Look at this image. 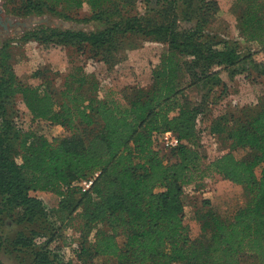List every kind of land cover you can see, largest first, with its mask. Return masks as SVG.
Here are the masks:
<instances>
[{"label":"trees","instance_id":"obj_1","mask_svg":"<svg viewBox=\"0 0 264 264\" xmlns=\"http://www.w3.org/2000/svg\"><path fill=\"white\" fill-rule=\"evenodd\" d=\"M120 1L16 0L13 11L69 19L87 4L101 21L120 14ZM140 1L145 13L124 24L91 33L42 29L27 40L35 38L46 49L77 47L110 70L121 62L120 46L129 36L152 38L167 49L146 88L100 97L96 80L82 67L64 77L58 94L32 87L15 72L18 49L10 42L0 47V254L13 255L16 264H95L103 257L117 264H242L241 255L264 264V99L241 118L225 114L210 127L248 150L247 158L228 153L208 161L198 129L212 96L227 91L223 71L249 64L264 77V0H235L242 6L241 34L259 47L246 55L236 43L207 32L220 11L216 1ZM188 90L201 93L199 102L186 99ZM18 96L33 122L61 126L69 135L50 141L19 129L11 117ZM167 132L180 141L170 150L176 160L170 164L156 149V135ZM214 175L244 187L248 202L231 219L202 215L201 233L209 236L196 242L185 222V188ZM89 180L86 189L82 183ZM37 192L57 195V207L46 208ZM7 219L16 226L13 236L3 233ZM69 228L79 237L67 243ZM60 241L79 243L74 259L55 253Z\"/></svg>","mask_w":264,"mask_h":264},{"label":"rangeland","instance_id":"obj_2","mask_svg":"<svg viewBox=\"0 0 264 264\" xmlns=\"http://www.w3.org/2000/svg\"><path fill=\"white\" fill-rule=\"evenodd\" d=\"M214 1L218 3L220 11L208 26L207 32L217 35L220 39L236 43L242 55H246L250 50L259 49L256 43L247 42L239 30L238 22L242 6L235 0ZM15 4H17L16 0H0L3 19H11L14 25L20 23L19 26L9 27L6 33L0 26V47L5 42H10L13 47L18 49L14 50L17 54V61L14 64L15 72L20 81L32 87L41 86L44 89L48 87L58 94L63 87L64 77L77 67H82L86 74L96 80L100 97L105 96L110 90L121 91L127 87L146 88L151 84L152 72L160 64L161 55L167 49L166 44L156 42L152 38H145L141 35L129 36L120 46L121 62L108 70V67L102 62L89 58L90 52L88 53V51L81 55L78 53L77 47L74 46L46 49L35 38L27 40V34L35 31L40 32L42 29L91 33L104 30L114 22L124 24L127 19L145 13L147 8L140 0L120 1V14L113 15L109 19L104 18L101 21L94 20L93 12L87 4L80 10L71 11L69 19L64 18L60 13L18 16L13 11ZM61 10L62 8H59V12ZM29 18H33L34 21L29 22ZM25 23L29 27H24ZM186 26H190V24ZM234 74L239 75L235 77ZM221 77L227 85V91L222 95L218 91L212 96L211 105L205 110L206 116L198 124L203 151L208 161H213L228 153H233L239 159L247 158L248 150L233 146L229 140L225 139V135L221 137L213 134L210 127L215 119L225 114H234L237 118H241L245 110L257 109L260 100L264 99V77L256 74L249 64L223 71ZM200 95L201 93L197 91L188 90L185 97L189 99L190 103H194L197 100L199 102ZM12 111L11 117L19 129L32 130L50 141L69 135L61 126L48 122H33L22 97H17V103ZM156 149L160 151L166 163L170 164L176 161L170 153L172 148L167 146L163 140L156 139ZM257 172L259 174L260 169ZM34 195L40 198L48 209L57 207L59 203V197L53 193L37 192ZM183 201L185 222L189 226L191 239L196 242H205L209 233H201L200 217L211 211L222 218L231 219L239 209L246 206L248 199L244 187L214 175L186 187ZM6 223L7 227L3 229V233L6 236H13L16 226L12 225L9 219L6 220ZM98 228H103V226L100 225ZM78 237L79 234L74 228H69L66 231L67 243ZM93 241L94 234L91 235L89 242L93 243ZM76 246H79L78 242L66 246L60 241L55 253L60 256L61 260L69 261L74 259ZM0 257L4 264H16L17 262L13 255L3 253L0 254ZM241 263L252 264L253 261L249 256L241 255ZM95 264H117V260L112 257H103L97 259Z\"/></svg>","mask_w":264,"mask_h":264},{"label":"built area","instance_id":"obj_3","mask_svg":"<svg viewBox=\"0 0 264 264\" xmlns=\"http://www.w3.org/2000/svg\"><path fill=\"white\" fill-rule=\"evenodd\" d=\"M201 121V118L200 120H198V124L200 123ZM157 139L159 140H163L165 142V144L167 146H169L170 148H176L177 146L180 145V141L179 139L172 133V132H167L165 134H161V135H156ZM99 174H96V177L98 176ZM93 183V180H89V181H84L82 183V186L86 189L90 188V186L92 185ZM78 247L76 246L75 247V250H77ZM75 258V256H74Z\"/></svg>","mask_w":264,"mask_h":264},{"label":"water","instance_id":"obj_4","mask_svg":"<svg viewBox=\"0 0 264 264\" xmlns=\"http://www.w3.org/2000/svg\"><path fill=\"white\" fill-rule=\"evenodd\" d=\"M2 13H3V10L2 8L0 7V26H2L6 31H8V28L9 26L10 27H14V26H19L20 23H16L14 25L13 21L9 18H6L5 20L3 19L2 17ZM34 19L33 18H29V22H33ZM24 27H29V25L27 23L23 24Z\"/></svg>","mask_w":264,"mask_h":264},{"label":"flooded vegetation","instance_id":"obj_5","mask_svg":"<svg viewBox=\"0 0 264 264\" xmlns=\"http://www.w3.org/2000/svg\"><path fill=\"white\" fill-rule=\"evenodd\" d=\"M1 27H2V26H1ZM9 27H10V26H9ZM2 29H3V30H2L3 32H5V33L8 32V31H6L3 27H2ZM3 32H1V33H3Z\"/></svg>","mask_w":264,"mask_h":264}]
</instances>
